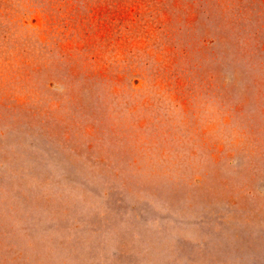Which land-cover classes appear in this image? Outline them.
Segmentation results:
<instances>
[{
    "label": "rangeland",
    "instance_id": "374dc122",
    "mask_svg": "<svg viewBox=\"0 0 264 264\" xmlns=\"http://www.w3.org/2000/svg\"><path fill=\"white\" fill-rule=\"evenodd\" d=\"M0 207L74 224L0 264H264V0H0Z\"/></svg>",
    "mask_w": 264,
    "mask_h": 264
},
{
    "label": "crops",
    "instance_id": "0c3cea01",
    "mask_svg": "<svg viewBox=\"0 0 264 264\" xmlns=\"http://www.w3.org/2000/svg\"><path fill=\"white\" fill-rule=\"evenodd\" d=\"M4 209L9 208L7 205V201L2 206ZM0 207L2 210L3 208ZM30 209V208H29ZM27 210V209H26ZM4 211V210H3ZM25 211V210H23ZM21 211V213H23ZM26 215L27 223H20L17 222H8L7 228L3 227L1 228L0 224V239H4V241H31V236H29L30 233H27L26 230L28 228H33L35 230H40V241L48 240V238H51V240L48 241H68V238H70V233L67 231L68 226H73L74 224H62L60 222H54L53 224L48 225L47 224H40L39 222H34L32 215L23 213ZM32 217V218H31ZM33 220V222H32ZM0 222H3L0 220ZM46 223V222H44ZM25 227V228H24ZM74 227H83V222L77 223ZM1 233H3L1 235ZM18 239V240H17ZM88 241V239L86 238Z\"/></svg>",
    "mask_w": 264,
    "mask_h": 264
}]
</instances>
